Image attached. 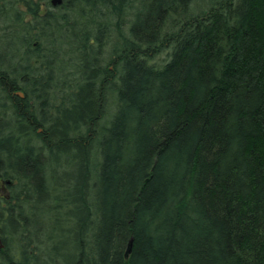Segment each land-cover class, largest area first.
<instances>
[{"label":"trees","instance_id":"1","mask_svg":"<svg viewBox=\"0 0 264 264\" xmlns=\"http://www.w3.org/2000/svg\"><path fill=\"white\" fill-rule=\"evenodd\" d=\"M0 244L264 264V0H0Z\"/></svg>","mask_w":264,"mask_h":264},{"label":"water","instance_id":"2","mask_svg":"<svg viewBox=\"0 0 264 264\" xmlns=\"http://www.w3.org/2000/svg\"><path fill=\"white\" fill-rule=\"evenodd\" d=\"M62 2H63V0H52V4L54 6L60 5ZM17 94L22 96V97L24 96V93L22 91H18Z\"/></svg>","mask_w":264,"mask_h":264},{"label":"flooded vegetation","instance_id":"3","mask_svg":"<svg viewBox=\"0 0 264 264\" xmlns=\"http://www.w3.org/2000/svg\"><path fill=\"white\" fill-rule=\"evenodd\" d=\"M1 245V244H0Z\"/></svg>","mask_w":264,"mask_h":264}]
</instances>
